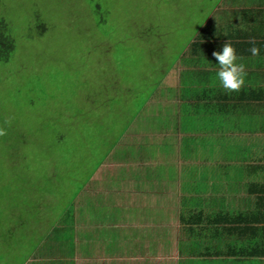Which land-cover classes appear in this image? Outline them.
<instances>
[{
  "label": "rangeland",
  "instance_id": "obj_1",
  "mask_svg": "<svg viewBox=\"0 0 264 264\" xmlns=\"http://www.w3.org/2000/svg\"><path fill=\"white\" fill-rule=\"evenodd\" d=\"M4 1L17 47L0 62V264H43L27 259L50 232L71 236L56 221L139 116L146 87L162 77L154 68L184 50L214 0ZM256 120L242 119L252 136L222 148L238 177L245 158L264 157Z\"/></svg>",
  "mask_w": 264,
  "mask_h": 264
},
{
  "label": "crops",
  "instance_id": "obj_2",
  "mask_svg": "<svg viewBox=\"0 0 264 264\" xmlns=\"http://www.w3.org/2000/svg\"><path fill=\"white\" fill-rule=\"evenodd\" d=\"M227 41L247 70L239 92L214 82L212 53ZM253 46L260 49L258 56L251 55ZM158 65L154 69L163 75L146 91L139 116L121 128L98 173L56 221L59 231L72 228L71 236L50 232L28 263L264 264V256L206 253L205 241L180 221L193 208L264 212V191L252 189L264 186V157L245 158L239 177L228 170L235 161L221 157L222 148L236 147L238 134L254 133L252 127L246 133L242 119L257 118L261 130L253 141L264 140V0H214L209 18L184 50ZM159 249L166 254L162 261Z\"/></svg>",
  "mask_w": 264,
  "mask_h": 264
},
{
  "label": "trees",
  "instance_id": "obj_3",
  "mask_svg": "<svg viewBox=\"0 0 264 264\" xmlns=\"http://www.w3.org/2000/svg\"><path fill=\"white\" fill-rule=\"evenodd\" d=\"M4 4L5 1L0 0V62L10 61L17 47L13 23L5 13ZM39 27L42 34L48 29L44 20L39 21ZM152 88L148 85L146 91H151ZM243 184H248V191L251 192V182L246 179ZM252 189L264 191V186L255 185ZM260 201H264V198L261 197ZM205 210L193 208L188 214H181L180 221L187 226L192 236L200 237L205 241L206 253L234 257L264 256V212L262 210L240 211L232 214L223 205L215 210V213L214 210L208 213ZM219 246L222 250L217 249Z\"/></svg>",
  "mask_w": 264,
  "mask_h": 264
},
{
  "label": "clouds",
  "instance_id": "obj_4",
  "mask_svg": "<svg viewBox=\"0 0 264 264\" xmlns=\"http://www.w3.org/2000/svg\"><path fill=\"white\" fill-rule=\"evenodd\" d=\"M252 56H258L260 49L251 47L249 49ZM215 63V83L226 92H239L247 84V70L243 62V57L238 54L236 47L230 41L224 43L220 50L212 53ZM209 61L208 59H206ZM0 130V135H3Z\"/></svg>",
  "mask_w": 264,
  "mask_h": 264
}]
</instances>
